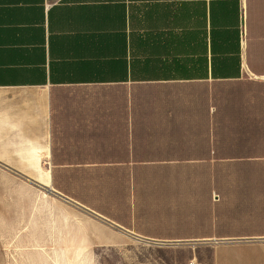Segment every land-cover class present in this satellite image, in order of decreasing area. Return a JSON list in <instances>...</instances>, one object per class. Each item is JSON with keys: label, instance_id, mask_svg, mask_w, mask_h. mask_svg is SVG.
<instances>
[{"label": "crops", "instance_id": "crops-1", "mask_svg": "<svg viewBox=\"0 0 264 264\" xmlns=\"http://www.w3.org/2000/svg\"><path fill=\"white\" fill-rule=\"evenodd\" d=\"M9 173L100 243L264 264V0H0Z\"/></svg>", "mask_w": 264, "mask_h": 264}, {"label": "rangeland", "instance_id": "rangeland-1", "mask_svg": "<svg viewBox=\"0 0 264 264\" xmlns=\"http://www.w3.org/2000/svg\"><path fill=\"white\" fill-rule=\"evenodd\" d=\"M20 164L30 172L31 166ZM16 174L0 175V264H74L77 251L84 252L78 253L75 264H170L179 250H142L132 240H126V246L100 243L83 223L55 207L61 203L46 194L45 177ZM38 204L45 206L42 214ZM57 232L60 239L54 243Z\"/></svg>", "mask_w": 264, "mask_h": 264}, {"label": "bare ground", "instance_id": "bare-ground-1", "mask_svg": "<svg viewBox=\"0 0 264 264\" xmlns=\"http://www.w3.org/2000/svg\"><path fill=\"white\" fill-rule=\"evenodd\" d=\"M44 186H45V185H44ZM36 208H37V212H39V214H40V213L42 214V213H43L42 210H43V208H45V206H44V204H43V205L38 204ZM61 208L63 209V207H61ZM45 213H46L45 216H51V215H52V213H48V212H45ZM55 241L57 242V239L54 240V243H55ZM54 252L56 253L55 250H54ZM55 253H54V255H56ZM77 258H78V256H76V260H77ZM55 261H56V260H55ZM56 263H58V262L56 261ZM75 263H76V262H75ZM75 263H74V264H75Z\"/></svg>", "mask_w": 264, "mask_h": 264}, {"label": "water", "instance_id": "water-1", "mask_svg": "<svg viewBox=\"0 0 264 264\" xmlns=\"http://www.w3.org/2000/svg\"><path fill=\"white\" fill-rule=\"evenodd\" d=\"M45 191H46V194L47 195H50L52 198L56 199V200H62V198L58 195H56V193H54V191L50 188V187H44ZM42 203V202H41Z\"/></svg>", "mask_w": 264, "mask_h": 264}]
</instances>
